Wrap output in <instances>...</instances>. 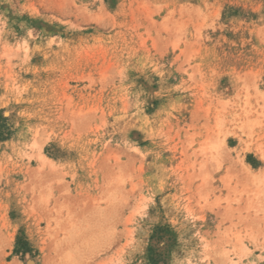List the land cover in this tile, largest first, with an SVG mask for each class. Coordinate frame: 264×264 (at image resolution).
<instances>
[{"label":"rangeland","instance_id":"374dc122","mask_svg":"<svg viewBox=\"0 0 264 264\" xmlns=\"http://www.w3.org/2000/svg\"><path fill=\"white\" fill-rule=\"evenodd\" d=\"M0 264H264V0H0Z\"/></svg>","mask_w":264,"mask_h":264}]
</instances>
